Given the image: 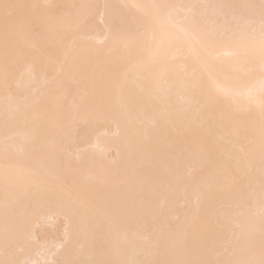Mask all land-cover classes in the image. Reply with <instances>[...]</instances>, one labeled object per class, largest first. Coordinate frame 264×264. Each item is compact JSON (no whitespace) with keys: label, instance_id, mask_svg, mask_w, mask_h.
I'll return each mask as SVG.
<instances>
[{"label":"bare ground","instance_id":"bare-ground-1","mask_svg":"<svg viewBox=\"0 0 264 264\" xmlns=\"http://www.w3.org/2000/svg\"><path fill=\"white\" fill-rule=\"evenodd\" d=\"M11 2L38 6L35 26L7 46L0 31V198L6 172L32 193L22 197L11 240L24 249L20 258H76L68 253L86 227L105 243L132 242L140 258H153L151 245L177 225L210 237L215 209L244 177L237 153L258 118L245 94L259 59L238 64L227 44L206 48L187 36H173L162 57L144 29L145 10L133 6L258 0ZM104 4L112 7H83ZM199 11L212 31L227 10Z\"/></svg>","mask_w":264,"mask_h":264},{"label":"snow or ice","instance_id":"snow-or-ice-1","mask_svg":"<svg viewBox=\"0 0 264 264\" xmlns=\"http://www.w3.org/2000/svg\"><path fill=\"white\" fill-rule=\"evenodd\" d=\"M37 7L0 0V31L6 46L25 26H35L30 10ZM83 7L108 9L112 6ZM133 7L145 10L144 29L150 33V43L162 57L170 54L173 36L195 38L206 48L227 44V54L246 66L254 64L258 57L259 78L245 94L248 110H258V118L250 120L247 143L237 153L244 171L243 180L215 209L217 227L210 237L200 238L198 233L193 235L186 229L181 233V226L177 225L169 236L151 245L155 249L153 258H140L143 253L132 242L115 237L105 243L94 230L86 227L77 247L68 253L76 258L40 261L21 259L24 249L11 243L13 231L19 227L22 197L32 193L21 192L20 182L6 172L0 198L5 258L0 259V264H264V0L245 4L155 3ZM209 7L227 10L222 20L217 19L218 27L212 31H208L199 11ZM219 91L227 94L224 89ZM222 123L230 128L234 118L227 115ZM32 151L38 156L42 152L35 140ZM148 151L142 149L145 154ZM5 159H8L7 149ZM42 194L45 193L39 189L35 193ZM130 254L134 258H129Z\"/></svg>","mask_w":264,"mask_h":264}]
</instances>
